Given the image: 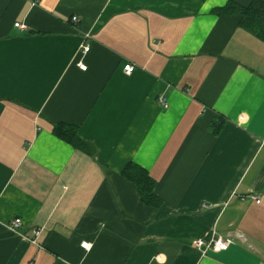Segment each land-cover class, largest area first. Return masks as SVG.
<instances>
[{"label":"crops","instance_id":"0c3cea01","mask_svg":"<svg viewBox=\"0 0 264 264\" xmlns=\"http://www.w3.org/2000/svg\"><path fill=\"white\" fill-rule=\"evenodd\" d=\"M228 1L0 0V264H264V41Z\"/></svg>","mask_w":264,"mask_h":264},{"label":"trees","instance_id":"16d2710c","mask_svg":"<svg viewBox=\"0 0 264 264\" xmlns=\"http://www.w3.org/2000/svg\"><path fill=\"white\" fill-rule=\"evenodd\" d=\"M212 11L217 14H239L241 16L240 25L264 41V0H253L248 5L228 1L224 6L216 7ZM215 124L214 130L218 132L221 123ZM53 132L74 146L86 148L88 145L73 125L59 123L54 126ZM122 174L137 185L142 199L147 204L154 207L160 205L161 200L154 192L156 181L144 167L135 162H128Z\"/></svg>","mask_w":264,"mask_h":264},{"label":"built area","instance_id":"2783aa9c","mask_svg":"<svg viewBox=\"0 0 264 264\" xmlns=\"http://www.w3.org/2000/svg\"><path fill=\"white\" fill-rule=\"evenodd\" d=\"M72 21L77 23L79 21V18L77 16H73L72 17ZM15 25L19 26V27H25V25H23V24H21L19 22L15 23ZM90 36H91L90 33H86L85 34V39H89ZM80 50L82 52H84V53H87L90 50V44L88 42L85 43L81 47ZM79 67L81 69H86L87 68L86 64H84L82 62L79 63ZM134 68H135V65L133 63H126L125 66H124V71H125L126 74H130V73L133 72ZM161 102L163 104H165L166 103L165 98H162ZM255 199H256L257 202H260V199H258V198H255ZM22 225H23V221H22L21 218H15V219L11 220L10 223H9V227L12 230H14L17 233H21V234L23 233L21 231ZM40 233H41V229L38 228V229L34 230V235L35 236H38ZM229 243H230L229 240H227V239H225V238H223L221 236L211 240L210 242H206L203 239H196V240L193 241V244L196 247H198V248H203V247L205 249L211 248V249H213L215 251H221V250L227 249L229 247ZM81 245L84 248H89L90 247V243H88V242H82Z\"/></svg>","mask_w":264,"mask_h":264}]
</instances>
